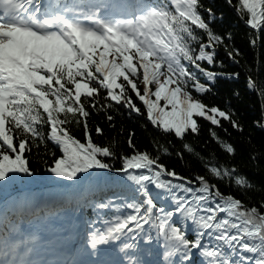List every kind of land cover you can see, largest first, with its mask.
Listing matches in <instances>:
<instances>
[{
	"label": "snow or ice",
	"instance_id": "obj_1",
	"mask_svg": "<svg viewBox=\"0 0 264 264\" xmlns=\"http://www.w3.org/2000/svg\"><path fill=\"white\" fill-rule=\"evenodd\" d=\"M226 3L255 30V47L264 0ZM224 21L204 0H0V264H264V203L249 207L211 182L251 188L237 165L197 157L209 175L190 178L161 162L171 142L154 141L153 156L136 148L134 131L125 149L94 143L89 127L92 111L112 122L113 110L131 118L143 107L161 136L184 141L180 159L195 155L186 137L199 134L200 118L243 133L234 111L202 99L240 75L214 70L221 45L232 63L241 55L225 42L230 31L212 27ZM247 86L256 90L251 75ZM37 140L57 149L42 169L27 155ZM254 151L249 159L264 161Z\"/></svg>",
	"mask_w": 264,
	"mask_h": 264
},
{
	"label": "trees",
	"instance_id": "obj_2",
	"mask_svg": "<svg viewBox=\"0 0 264 264\" xmlns=\"http://www.w3.org/2000/svg\"><path fill=\"white\" fill-rule=\"evenodd\" d=\"M206 5H211L225 13L224 25L219 22L212 25L215 31L223 34L225 30L232 33V40L225 41L231 43L236 48H239L241 55L237 57L238 64L232 63L227 57L226 51L221 45L218 48V60L223 61V66L217 65L214 70L223 72H239V78L236 80L219 79L216 82V88L213 89V94H208L202 97L204 103L209 106L217 105L224 110L234 111V119H237L244 128L243 133L234 129L231 124L222 119L221 126H211L209 122L200 118L198 124L200 126L199 134H190L186 137V142L190 143L194 149L195 155L184 151V158L180 159L175 155L177 150H182L181 146L184 141L180 138L172 136H161V130L156 129L150 121L147 120L146 110L142 107V102L133 95L137 106L142 107V116L133 115L131 118L125 110H113L110 114L114 116V121L109 122L104 112L96 113L92 111L89 117V127L92 130L93 142L105 145L109 141H118L125 149L127 148V139L131 132L134 131L133 142L136 148L143 151H149L153 156L157 154L154 147V141H159L161 145H167L171 142L174 147L171 149V156H161V162L171 170H175L184 176L195 174L206 175L207 173L204 163L197 157H202L205 161H216L228 164L237 165L241 172L245 173L249 180L252 181L251 188H237L236 186L228 187L227 182L217 183L221 191L225 194L231 192L237 198L241 199L247 206L259 207L264 203V161L250 160L249 152L255 150L253 154L264 155V132L257 127L258 123L264 122V98L260 92L264 90V34L257 39L256 46L250 44V39H254L255 30L250 29L238 16L235 7H229L226 0H204ZM239 0H232L233 6H238ZM251 75L256 83V90H249L247 86V78ZM142 87V85H141ZM233 92H239L238 96L232 95ZM196 95V93H193ZM164 103L163 101L161 102ZM115 127H112V124ZM103 129V133L97 135L95 133L96 125ZM210 128H215L219 137L228 142H235L237 154L232 156L222 149V146L210 136ZM226 129V131H225ZM42 131L47 135L48 126H44ZM70 133L81 142H85V136L82 125L77 126L75 123L69 126ZM30 143H32L30 139ZM40 144L39 150L33 145L31 153H27L32 160L33 166L43 168V161L49 157L45 155L56 151L53 144L49 141L45 148L44 141H36ZM37 151L39 155H37ZM91 213V210H89Z\"/></svg>",
	"mask_w": 264,
	"mask_h": 264
}]
</instances>
